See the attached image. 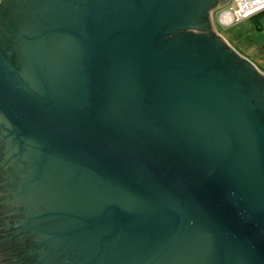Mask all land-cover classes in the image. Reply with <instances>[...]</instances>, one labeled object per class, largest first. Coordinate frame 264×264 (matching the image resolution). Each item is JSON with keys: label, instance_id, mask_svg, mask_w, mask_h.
I'll use <instances>...</instances> for the list:
<instances>
[{"label": "water", "instance_id": "1", "mask_svg": "<svg viewBox=\"0 0 264 264\" xmlns=\"http://www.w3.org/2000/svg\"><path fill=\"white\" fill-rule=\"evenodd\" d=\"M226 1L0 2V264H264V74Z\"/></svg>", "mask_w": 264, "mask_h": 264}, {"label": "rangeland", "instance_id": "2", "mask_svg": "<svg viewBox=\"0 0 264 264\" xmlns=\"http://www.w3.org/2000/svg\"><path fill=\"white\" fill-rule=\"evenodd\" d=\"M2 0H0L1 2ZM226 3V2H225ZM225 3L220 4L210 10V19L215 32L225 38L229 46L241 57L247 58L257 69L264 74V60L253 56L247 50L249 46H255L258 43H264V30H258V23L263 21L264 13L257 17L245 19L231 27H222L218 24L217 13L222 9ZM257 19V20H256ZM221 37V38H222ZM224 40V39H223Z\"/></svg>", "mask_w": 264, "mask_h": 264}, {"label": "built area", "instance_id": "3", "mask_svg": "<svg viewBox=\"0 0 264 264\" xmlns=\"http://www.w3.org/2000/svg\"><path fill=\"white\" fill-rule=\"evenodd\" d=\"M264 12V0H227L217 13L218 24L231 27Z\"/></svg>", "mask_w": 264, "mask_h": 264}, {"label": "crops", "instance_id": "4", "mask_svg": "<svg viewBox=\"0 0 264 264\" xmlns=\"http://www.w3.org/2000/svg\"><path fill=\"white\" fill-rule=\"evenodd\" d=\"M262 13H264V12H262ZM262 13H259L258 15H260ZM258 15H255L253 17H257ZM257 23H258V30L263 31L264 30V19L261 22H259V20H258ZM245 50H247L253 56L259 57V58L264 60V43L261 42V43H258V45L256 44L255 46H249Z\"/></svg>", "mask_w": 264, "mask_h": 264}]
</instances>
